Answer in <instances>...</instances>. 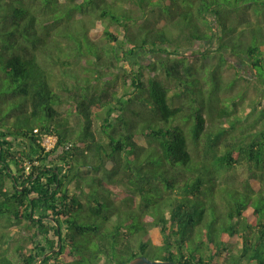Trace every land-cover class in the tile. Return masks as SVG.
Masks as SVG:
<instances>
[{
	"label": "trees",
	"instance_id": "trees-1",
	"mask_svg": "<svg viewBox=\"0 0 264 264\" xmlns=\"http://www.w3.org/2000/svg\"><path fill=\"white\" fill-rule=\"evenodd\" d=\"M229 57L264 107V0H0V241H28L0 264H264V110Z\"/></svg>",
	"mask_w": 264,
	"mask_h": 264
},
{
	"label": "rangeland",
	"instance_id": "rangeland-1",
	"mask_svg": "<svg viewBox=\"0 0 264 264\" xmlns=\"http://www.w3.org/2000/svg\"><path fill=\"white\" fill-rule=\"evenodd\" d=\"M90 35L92 36L93 33L91 31ZM100 41L104 44L106 43L105 40L100 39ZM208 44V45H207ZM205 44L206 47L208 46L209 48L215 49V45L214 43L209 44L207 43ZM205 45H203L205 47ZM201 47V46H200ZM161 56L158 55H150L147 53H143V52H138L137 56H135V58L133 59V61H138L140 63L141 66L143 67H147L150 66L151 64H153L154 62L158 61L160 59ZM230 63L227 67V69L224 71V77L226 79L227 82L232 81L235 78V75L237 73V70L239 69L242 72V76L245 78L244 80L247 81H243L241 80L238 84L237 87L234 89V91H242L246 93V100L240 105L239 110H238V114L245 118L250 114H254L255 112H259V111H263L264 107H261L258 103L257 100H259L258 96V92L257 90L254 88V82L253 79L251 78V70L249 69V67L243 65V63L241 61H239L236 58L233 57H229ZM146 70V68H144ZM123 72H121L120 74H122ZM58 74V73H57ZM144 76H145V80L148 79L149 77V71L147 70L146 72L144 71ZM109 79V78H108ZM251 81V84H248V81ZM248 85V86H247ZM123 86L121 84V82H119L117 84V90H119V92L121 94H123L124 90ZM229 94H231V92H228ZM232 95V94H231ZM260 102H262V100H260ZM55 138H47L44 141V145L47 146L48 148H52L55 145ZM249 176V172L248 169L246 168H242L240 169V176H239V181H244L248 178ZM226 177V176H225ZM0 237H2V232L3 231V225H1L0 222ZM8 234H12L13 238H6L3 241H0V253H4L6 252L12 259H17V255L15 253L16 250V246L18 244L21 245H28V241L24 240V237L27 236V231L26 230H17V229H11L8 230L7 232Z\"/></svg>",
	"mask_w": 264,
	"mask_h": 264
},
{
	"label": "water",
	"instance_id": "water-1",
	"mask_svg": "<svg viewBox=\"0 0 264 264\" xmlns=\"http://www.w3.org/2000/svg\"><path fill=\"white\" fill-rule=\"evenodd\" d=\"M41 263V261H40ZM129 264H176L173 262H164V261H155V260H151L145 256H141V257H137L135 259H133Z\"/></svg>",
	"mask_w": 264,
	"mask_h": 264
},
{
	"label": "built area",
	"instance_id": "built-area-1",
	"mask_svg": "<svg viewBox=\"0 0 264 264\" xmlns=\"http://www.w3.org/2000/svg\"><path fill=\"white\" fill-rule=\"evenodd\" d=\"M56 140V139H55ZM56 142V141H55ZM47 147V146H46ZM48 148V147H47ZM48 149H50V148H48Z\"/></svg>",
	"mask_w": 264,
	"mask_h": 264
}]
</instances>
